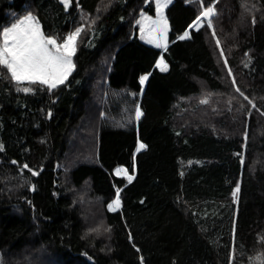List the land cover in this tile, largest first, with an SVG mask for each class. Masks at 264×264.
Listing matches in <instances>:
<instances>
[{"label":"trees","instance_id":"obj_1","mask_svg":"<svg viewBox=\"0 0 264 264\" xmlns=\"http://www.w3.org/2000/svg\"><path fill=\"white\" fill-rule=\"evenodd\" d=\"M141 12L155 0H0V30L83 28L55 89L0 69V264H264V0H173L166 51Z\"/></svg>","mask_w":264,"mask_h":264},{"label":"snow or ice","instance_id":"obj_2","mask_svg":"<svg viewBox=\"0 0 264 264\" xmlns=\"http://www.w3.org/2000/svg\"><path fill=\"white\" fill-rule=\"evenodd\" d=\"M60 2L64 4L65 8L71 4V0H60ZM171 3L172 0H155L157 19L153 20L150 16H146L141 12V20L137 21L141 25V33L143 34L147 31L148 42L154 43L157 48H163L165 51L167 50V32L169 26L163 10ZM215 15L216 12L213 4L203 10L190 28L198 30L202 26V19L205 18L208 26L211 27V17ZM82 31L83 28H77L63 38L62 41L58 42L57 38L46 35L41 30L39 21L33 15L28 14L22 19H18L10 27L0 30V69L6 70L11 80L18 85L39 84L47 86L49 90L55 89L67 80L75 68L72 58L76 54L77 38ZM213 35H215V32H213ZM141 38L143 39L144 36L142 35ZM179 39H190L189 32L185 31ZM217 44L219 45V40H217ZM221 55H223L222 50ZM245 66L247 67V65ZM156 67L161 71L167 70L163 56H161ZM229 73H231L230 69ZM147 79V75L142 76L140 83L143 85ZM233 83L235 84L234 79ZM19 90L25 93L32 91L29 86H25ZM236 91L240 92V89L237 88ZM240 94L244 95L242 92ZM244 99L248 100V97L245 96ZM202 103H207V101H202ZM249 103L252 104V101L249 100ZM252 106L255 107L254 104ZM49 115L51 114L49 113ZM142 115L143 112L137 106L135 112L136 120L139 121ZM245 139H247L246 135ZM144 148H146V145L140 143L136 151L139 152ZM0 150H2V145H0ZM243 162V159H241V164ZM24 167L27 168V165H24ZM32 174L38 175L37 172H32ZM115 175H124L128 183H131L134 179V175L128 174L126 168H116ZM120 191V189H117L116 199L109 205L110 210H116L120 207ZM239 191L240 187L237 185L233 191V196L237 197ZM137 251L139 250L137 249ZM141 260H143L142 257Z\"/></svg>","mask_w":264,"mask_h":264},{"label":"rangeland","instance_id":"obj_3","mask_svg":"<svg viewBox=\"0 0 264 264\" xmlns=\"http://www.w3.org/2000/svg\"><path fill=\"white\" fill-rule=\"evenodd\" d=\"M172 2H173V0H172ZM170 5V4H169ZM168 5V6H169ZM168 6L163 10L164 11V15L167 17V14H166V10H167V8H168ZM146 16H149L148 14H146V13H144ZM34 16V15H33ZM36 19H37V17L36 16H34ZM153 20H155V19H157V15L155 16V17H152V16H150ZM38 20V19H37ZM140 20H141V18H140ZM39 21V20H38ZM167 21H168V26H169V30H168V32H167V45H168V43H169V32H170V24H169V20H168V18H167ZM201 23H202V21H201ZM203 24V23H202ZM39 25H40V27H41V30H42V26H41V23L39 22ZM140 28H141V25H140ZM200 28V27H199ZM190 29H196V28H190ZM43 31V30H42ZM140 34H141V36L143 35L144 36V39L146 40V42H148V39H149V37H148V35H147V31H145V33H141V31H140ZM149 43V42H148ZM149 44H151V45H153V46H155V44L154 43H149ZM156 47V46H155ZM73 59V58H72ZM160 61V60H159ZM158 61V62H159ZM165 62V61H164ZM73 72V71H72ZM68 79V78H67Z\"/></svg>","mask_w":264,"mask_h":264}]
</instances>
